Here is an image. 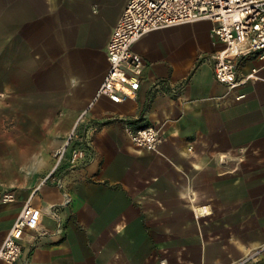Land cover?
<instances>
[{
    "label": "crops",
    "instance_id": "crops-1",
    "mask_svg": "<svg viewBox=\"0 0 264 264\" xmlns=\"http://www.w3.org/2000/svg\"><path fill=\"white\" fill-rule=\"evenodd\" d=\"M126 1L0 0V243L26 200L40 209L12 264H236L264 245V56H239L228 87L209 20L163 27L132 44L134 95L96 97ZM124 120L157 128L156 149Z\"/></svg>",
    "mask_w": 264,
    "mask_h": 264
},
{
    "label": "built area",
    "instance_id": "built-area-1",
    "mask_svg": "<svg viewBox=\"0 0 264 264\" xmlns=\"http://www.w3.org/2000/svg\"><path fill=\"white\" fill-rule=\"evenodd\" d=\"M200 19L211 22L210 32L221 43L212 56L214 78L228 87L237 85L240 81L236 77V59L248 52H260L261 57L264 56V0H127L111 30L106 45L108 67L95 96L106 95L113 102L132 97L144 64L132 44L149 31ZM254 70L247 73L243 81L252 78ZM160 84L153 82L152 88L158 89ZM179 91L180 86L174 89L175 93ZM123 130L138 148L154 150L161 140L158 129L152 125L134 128L124 120ZM67 145L54 151V167L63 159ZM83 156L81 147L72 146L69 162L75 163ZM0 198L9 200L12 194L4 193ZM68 201L65 196L62 203ZM48 210L56 216L54 206H49ZM199 211L203 208L196 211V216ZM24 228L40 230V209L29 200L23 203L0 243V259L9 264L17 260ZM263 249L264 245L253 249L236 264L255 257Z\"/></svg>",
    "mask_w": 264,
    "mask_h": 264
}]
</instances>
